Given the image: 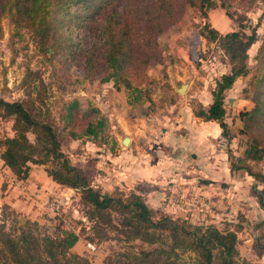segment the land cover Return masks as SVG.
Returning <instances> with one entry per match:
<instances>
[{
    "label": "trees",
    "instance_id": "16d2710c",
    "mask_svg": "<svg viewBox=\"0 0 264 264\" xmlns=\"http://www.w3.org/2000/svg\"><path fill=\"white\" fill-rule=\"evenodd\" d=\"M217 1L237 28L220 34L204 26L201 34L223 51L230 67L216 81L211 103L194 114L218 123L222 134L229 135L225 91L239 77L249 76L242 93L253 105L238 114L243 121L241 132L248 133L249 139L242 156H228L229 170H244L264 185V175L249 164L264 157V34L255 62L249 66L248 50L259 37L255 26L246 25L241 11L257 0H0V18H9L12 36L27 31L40 55L55 59L65 70L74 66L101 83L112 81L116 90L130 92V102L137 104L144 98L150 102L142 96L147 94L142 86L151 60H161L159 32L180 20L186 9L205 15ZM20 86L22 98L9 101L0 97V118L11 120L13 131L0 140L2 167L21 180L31 165L43 166L56 184L79 195L87 224L82 223L78 231L67 225L65 207L57 213L48 210L53 214L50 221L39 222L35 217H20L4 202L0 264H92L72 251L80 240L93 247L113 241L115 247L105 256L104 264H244L238 249L240 223L225 221L220 227L172 216L147 201L145 195L151 188L146 183L127 191H106L91 184L89 173L74 165L61 145L68 137L85 138L101 146L108 137L107 117L97 107L83 108L72 99L61 108L59 126L46 104L47 83L41 75L27 69ZM164 89L160 100L174 103L177 93L169 85ZM149 106L145 112L152 109ZM2 176V181L8 179L6 174ZM258 196L264 209V187ZM251 230L264 242V218ZM135 242L147 248H136Z\"/></svg>",
    "mask_w": 264,
    "mask_h": 264
},
{
    "label": "rangeland",
    "instance_id": "374dc122",
    "mask_svg": "<svg viewBox=\"0 0 264 264\" xmlns=\"http://www.w3.org/2000/svg\"><path fill=\"white\" fill-rule=\"evenodd\" d=\"M241 11L245 15L246 25L255 26L259 37L258 41L248 50V63L249 66H253L254 56L264 34V0H257L250 9ZM204 26L224 34L236 29L237 23L226 15L218 1L205 15H202L197 9H186L181 14L180 20L165 26L159 32L157 46L161 51V60H151L147 69V79L142 86V88H146L147 92V96H142L149 97L150 102L144 98L135 104L136 101L135 103L130 102V97L133 95L123 88L116 90L112 81L101 83L95 76L86 77L80 68L72 66L69 70H65L55 59L40 55L27 31H21V36H12L13 27L9 18L1 17L0 97L9 101L22 98L24 91L20 86L21 81L26 70L33 69L47 83L45 101L59 126L62 125L59 121V113L64 103L77 99L83 108L88 105L97 107L108 120L106 142L97 146L85 138L67 137L62 142L61 150L74 165L89 173L91 184H97L106 191H112L114 188L127 191L130 185H128L129 181L125 178L127 176H124L122 170L123 151L130 142L123 145L121 141L124 137L130 139L144 136L146 133L143 128L147 126V123L145 120V123L142 121L139 125H130L127 128V125L123 126L124 118H131L130 115L138 118L143 116L144 118V114H150L153 117L151 122L156 119L158 125H163L166 121L162 120L161 109H164V106L168 104L167 100H160L161 96H165L164 86L169 85L171 88V85L179 87L181 84H186V87L183 93L176 92L178 96L174 102L182 101L184 107L188 108V113L194 114L202 106L201 102L207 101L208 97L212 101L211 91L216 81L223 72L229 70L230 66L223 51L201 34ZM248 78L249 76L247 78L239 77L237 84L231 89L233 92L231 95L248 101L247 108L240 107L237 110L238 106L231 107L228 104V98L231 99L232 96L226 95L225 91V122L229 127V135L222 134L221 128L218 132L213 129L205 131L211 148L208 149L209 155L221 157V160L227 164L224 175L221 174V178L214 182L217 185L209 188L207 196L200 192L191 195L189 192L184 194L183 192L170 191L160 194L159 201L152 199L150 202L152 206L172 216L184 217L193 223H216L220 227L225 221L240 223L242 228L237 232L239 259L244 264H264V242H261L260 238L251 230L255 223L264 218V209L258 202L260 199L258 191L262 190L264 185L244 170L230 172L228 161L229 155L234 157L243 155L249 139L248 133L241 132L244 129L243 121L238 116L241 111H246L253 105L242 93V89L247 86ZM200 88L205 89V92L202 94L197 92V89ZM139 105L142 106V109ZM148 105L152 109L145 112L144 109ZM202 107L204 108V106ZM172 113L168 116V121L176 122V112ZM11 123V120L0 118V140L13 134ZM182 130L183 132L176 131L187 138L193 135V129L190 131L189 127ZM178 134L176 133L177 136ZM219 135H224L229 140L226 149L216 146ZM200 151L202 152L203 149ZM249 164L255 171L264 175V157L257 162L249 161ZM220 167L223 170L222 162ZM221 183L224 185L222 186ZM28 193L26 191V199L31 200L32 197ZM56 194L63 195L52 192L47 195L46 199L50 195ZM64 196L68 202L64 208L68 219L66 223L78 231L82 223L87 224L83 217L79 195L75 191L69 190ZM41 199L43 200V198H38L36 201L39 203V205L37 203L39 207L35 209V218L37 219L38 216L39 222H49L53 214L41 207ZM1 207L2 200L0 198V214ZM114 247V242L110 240L96 247L87 245L85 240H80L72 248V251L88 258L92 264H104L105 256ZM135 247L147 248L146 245L139 242H135Z\"/></svg>",
    "mask_w": 264,
    "mask_h": 264
},
{
    "label": "crops",
    "instance_id": "0c3cea01",
    "mask_svg": "<svg viewBox=\"0 0 264 264\" xmlns=\"http://www.w3.org/2000/svg\"><path fill=\"white\" fill-rule=\"evenodd\" d=\"M237 82L238 79L231 88L226 90V95L233 94L231 89L235 87ZM171 88L177 92V86L171 85ZM197 92L202 94L205 89H197ZM231 96V99L228 98V104L231 107L238 106L237 110L240 107L247 108L249 104L247 100L240 99L236 95ZM201 103L205 107L211 101L208 97L207 101ZM187 110L188 108L184 107L182 101L165 105L164 109H161L162 120L166 121L163 125H158L156 119L151 122L153 117L150 114H144V118L143 116L138 118L130 115L131 118L128 117L123 120V126L127 125V128L130 125H139L142 121L145 123V120L147 123V126L143 128L146 134L137 138H130L129 146L123 151L122 170L124 176H127L125 178L129 181L128 189L133 188L138 183L148 184L151 189L146 192L145 196L151 205L150 200L159 201L160 194H166L170 191L183 192L184 194L189 192L191 195L200 192L207 196L209 188L217 185L214 182L221 178V174L224 175L227 164L221 160V157L209 155L208 149L211 148L205 133L207 129L218 132L220 130L218 123L205 121L192 112L189 114ZM173 111L176 112V122L168 121V116ZM188 127L190 131L193 129V135L190 138L178 134L180 132L177 131L183 132L182 129ZM200 149L203 151L201 152ZM221 162L223 170L220 167ZM2 174H6L8 177L5 181L0 180L2 204L8 203L15 212L23 217H35V209L39 207V203L36 202L38 198H43V200L41 199L43 202L47 195L52 192L65 195L70 190L56 184L41 165H31L27 177L16 180L8 169L2 167L0 160V178L3 177ZM206 181L210 182L207 183ZM26 191L31 195V200L26 199ZM42 202H40L41 207L48 211Z\"/></svg>",
    "mask_w": 264,
    "mask_h": 264
},
{
    "label": "built area",
    "instance_id": "2783aa9c",
    "mask_svg": "<svg viewBox=\"0 0 264 264\" xmlns=\"http://www.w3.org/2000/svg\"><path fill=\"white\" fill-rule=\"evenodd\" d=\"M229 145V140L224 135H219L217 138L216 146L220 149H226ZM44 206L51 212L57 213L61 208L66 207V198L64 195L56 194L50 195L44 201Z\"/></svg>",
    "mask_w": 264,
    "mask_h": 264
},
{
    "label": "water",
    "instance_id": "95a60500",
    "mask_svg": "<svg viewBox=\"0 0 264 264\" xmlns=\"http://www.w3.org/2000/svg\"><path fill=\"white\" fill-rule=\"evenodd\" d=\"M185 87H186V84H181V85L176 89V91H177L179 94H181V93L184 92ZM129 141H130V139H129L128 137H124V138L122 139L121 142H122L123 145H127V144L129 143Z\"/></svg>",
    "mask_w": 264,
    "mask_h": 264
}]
</instances>
